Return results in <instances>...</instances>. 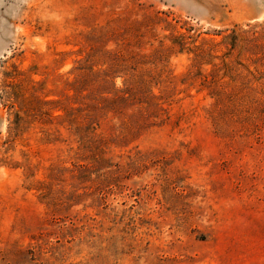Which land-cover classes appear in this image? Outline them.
<instances>
[{
    "label": "rangeland",
    "instance_id": "1",
    "mask_svg": "<svg viewBox=\"0 0 264 264\" xmlns=\"http://www.w3.org/2000/svg\"><path fill=\"white\" fill-rule=\"evenodd\" d=\"M0 264H264V0H0Z\"/></svg>",
    "mask_w": 264,
    "mask_h": 264
},
{
    "label": "trees",
    "instance_id": "2",
    "mask_svg": "<svg viewBox=\"0 0 264 264\" xmlns=\"http://www.w3.org/2000/svg\"><path fill=\"white\" fill-rule=\"evenodd\" d=\"M245 32L246 31L232 30L227 36H224L225 44L230 47V50L235 49L238 46L239 42L245 44L252 40L251 38L247 37V35H245ZM182 47H183L182 49H185V44H182ZM195 48L199 50L198 46H195ZM204 54L205 52L203 50H200L197 54H195L196 60L197 58L200 59ZM208 56L213 58L211 54H209ZM127 93H128L127 90L125 92L123 91V95Z\"/></svg>",
    "mask_w": 264,
    "mask_h": 264
}]
</instances>
